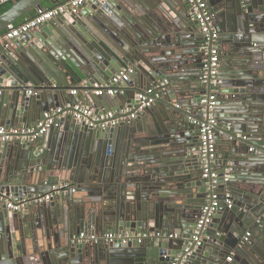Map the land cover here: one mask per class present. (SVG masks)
<instances>
[{"label": "water", "instance_id": "obj_1", "mask_svg": "<svg viewBox=\"0 0 264 264\" xmlns=\"http://www.w3.org/2000/svg\"><path fill=\"white\" fill-rule=\"evenodd\" d=\"M42 1H16L0 14V33L41 10ZM148 3L142 9L141 0H86L76 12L0 48V126L6 128L33 126L45 111L77 103L98 113L115 107L126 117L141 91L168 82L155 104L114 127L62 118L37 140L0 143V188L14 200L46 193L52 181L72 184L60 203L13 211L0 200V264H172L184 256V264H264V0L208 2L220 35L221 81L211 166L220 199L229 192L232 206L216 209L196 245H189L193 228L212 194L202 178L199 129L190 121L211 90L200 81L202 39L189 0ZM126 66L133 73L114 95L93 93L94 83ZM118 100L127 106L116 108ZM75 189L83 195L73 197ZM37 220L44 236L29 252L27 235ZM247 229L252 234L243 239ZM139 230L178 236L127 243L78 239L80 233Z\"/></svg>", "mask_w": 264, "mask_h": 264}, {"label": "built area", "instance_id": "obj_2", "mask_svg": "<svg viewBox=\"0 0 264 264\" xmlns=\"http://www.w3.org/2000/svg\"><path fill=\"white\" fill-rule=\"evenodd\" d=\"M7 0H0V4ZM86 0H68L51 8L36 10L37 14L22 21L18 24H13L0 33V48L11 44L12 41L27 32L28 30L41 25L47 20L58 17L65 13L76 12L79 6H83ZM195 13L198 22L199 31L202 35L201 49L203 51L202 67L200 81L203 85H210V92L204 93L201 96L200 104L202 108L199 115L190 119V121L198 126L199 129V158L202 170V178L210 185L212 190L211 198L202 207L201 214L198 217L193 232L189 241V245L199 244L200 234L205 227L211 222L216 209L220 206H232L231 195L225 192L224 198L220 199V192L218 189V175L212 168V163L216 160V142L214 138L216 118L214 115V106L216 103L217 88L220 84L218 78L219 73V32L214 23L213 14L208 9V2L210 0H189ZM133 73V67L126 66L121 70L115 72L107 81L96 82L93 84V93L97 96L114 95L117 91V86L121 82L129 80ZM167 80L160 81L150 87L145 88L138 94L139 102L131 107L132 113L124 116H119L116 111L109 110L106 112H95L91 107L85 104H74L57 107L45 111L38 122L33 126L28 127H4L0 126V143L24 140L34 141L39 139L46 131L52 127L57 126L59 121L65 116H70L75 121L83 122L91 127L105 129L118 125L121 121L134 119L137 114L142 113L146 107L155 103L156 99L161 97L162 89L167 85ZM70 93L76 94V90H70ZM2 89L0 88V95ZM28 95L36 94L34 90H28ZM130 109H127L128 112ZM228 179V175H224V180ZM69 184L66 182L56 183L51 186V189L46 193H37L29 197H22L14 200L11 195H7L5 191L0 188V200L5 202L6 207L13 211H20L28 206H40L52 200L57 193H66ZM249 233H247V236ZM177 233L171 232H114L107 231L100 235L95 233H80L78 239L86 242L106 241H120L127 243L129 241L142 242L147 238H176ZM184 258L177 262V259L172 264H184ZM230 260V257L228 258Z\"/></svg>", "mask_w": 264, "mask_h": 264}, {"label": "crops", "instance_id": "obj_3", "mask_svg": "<svg viewBox=\"0 0 264 264\" xmlns=\"http://www.w3.org/2000/svg\"><path fill=\"white\" fill-rule=\"evenodd\" d=\"M49 1V0H48ZM60 2L62 1V0H59ZM49 3L50 4H53L52 2H50L49 1ZM141 3H142V6H144V7H142V9H148L149 7H150V3H148V0H141ZM85 4V3H84ZM220 5H224V2L222 1V2H220L219 4H218V6H220ZM156 9V8H155ZM261 9V7L260 6H258V10H260ZM226 10H227V6L225 5V7H222V9H219V12H226ZM121 15V14H120ZM126 15V14H125ZM123 19H124V21H129L128 23H131L132 22V20L130 19V18H128V16L126 15L125 17L124 16H121ZM56 19H57V17H55ZM28 18H26L25 20H27ZM25 20H23V21H25ZM15 24V23H14ZM220 36V35H219ZM99 38H101V40H103L102 42H103V44H105V46H107L109 49H111V50H113V52H116V53H118L119 54V52H118V50L111 44V42H109V40H107L104 36H102L101 34H99ZM113 41H115L116 43H117V45H119V46H121L120 45V42L118 41V39H117V37L116 36H114L113 37ZM192 42V41H191ZM107 96V95H106ZM79 102H82V100L81 101H79ZM106 102H104V101H101L100 102V104H102L103 106H104V104H105ZM156 103V102H155ZM154 103V104H155ZM113 104H115V106H116V108L118 107V106H122V105H124V107L125 106H127V103L125 102H123V101H116V102H114ZM65 106V105H64ZM113 108H115V107H113ZM113 108H111V110H113ZM126 110L127 109H125V110H123V111H120L121 113H123V112H126ZM114 111V110H113ZM63 119H65V121H74V119L73 118H71L70 116H65ZM129 120H132V119H126V120H124V122H127V121H129ZM237 136H239L238 134H237ZM218 149V148H217ZM219 155H220V152H217ZM226 172H227V169H226ZM227 175H228V173H226ZM229 176V175H228ZM60 182V181H59ZM62 182V181H61ZM64 182V181H63ZM51 183H53V185L54 184H56L57 182L55 181V182H51ZM48 186V185H47ZM47 186H45V187H42L45 191L46 190H48V188L49 187H47ZM221 190H219V192H220ZM225 191V190H224ZM226 192V191H225ZM67 193V192H66ZM66 193H57V194H55V196H54V198L52 199V200H50L49 202H47V203H50V202H55V201H58V199H59V203L61 202V196L63 195V197H66L65 196V194ZM37 194V193H36ZM220 194H221V192H220ZM33 194H31V196H32ZM81 195H83V193H76L75 192V194H73V197H79V196H81ZM92 197V196H91ZM31 207H38V206H31ZM36 224H34V230L32 231L33 233H28V235H27V245H28V248L30 249L29 250V252H31V250H32V247L33 246H35L36 247V245H39V242H38V240H39V238L41 237V238H43V236H44V230L43 229H41V227H44V225H42V223H40V221L39 220H37V222H35ZM106 232V231H105ZM246 232H250L251 234H252V232L249 230V229H247V231ZM250 234V235H251ZM33 241L35 242V243H33ZM231 254V256H233V254H232V252H230L229 253V255ZM64 264H70V263H64Z\"/></svg>", "mask_w": 264, "mask_h": 264}, {"label": "trees", "instance_id": "obj_4", "mask_svg": "<svg viewBox=\"0 0 264 264\" xmlns=\"http://www.w3.org/2000/svg\"><path fill=\"white\" fill-rule=\"evenodd\" d=\"M16 1L18 0H7L0 4V14L6 11L9 7H11ZM63 1V0H62ZM42 9L51 8L54 6V4H50L48 0H44L41 3ZM37 14V11L35 9L30 10L24 17L20 18L15 22V24H18L25 20L26 18H32Z\"/></svg>", "mask_w": 264, "mask_h": 264}, {"label": "flooded vegetation", "instance_id": "obj_5", "mask_svg": "<svg viewBox=\"0 0 264 264\" xmlns=\"http://www.w3.org/2000/svg\"><path fill=\"white\" fill-rule=\"evenodd\" d=\"M214 18V17H213ZM197 32H198V34L200 35V37H201V39H202V35H201V33H200V31H199V27L197 28ZM219 42H220V36H219ZM201 44H202V41H201ZM200 48H201V45H200ZM217 99V98H216ZM216 150H217V146H216ZM69 186H72V184H70L69 183ZM76 192V189L72 192V193H75ZM49 202V201H48ZM47 203V202H46ZM45 204V203H44ZM43 205V204H42ZM41 206V205H40ZM247 233H249V232H245V235H244V237H243V239H246L249 235H250V233H249V235L247 236ZM99 241V240H98ZM97 241V242H98ZM97 242H92V243H97ZM104 242V241H103ZM230 257V260H228V258ZM226 260L227 261H231L232 260V256L230 255V256H227V258H226Z\"/></svg>", "mask_w": 264, "mask_h": 264}]
</instances>
